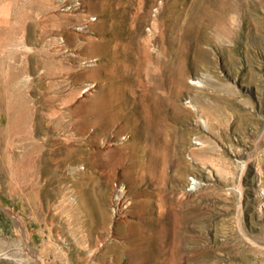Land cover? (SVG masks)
<instances>
[{
	"label": "rangeland",
	"instance_id": "374dc122",
	"mask_svg": "<svg viewBox=\"0 0 264 264\" xmlns=\"http://www.w3.org/2000/svg\"><path fill=\"white\" fill-rule=\"evenodd\" d=\"M199 255L264 264V0H0V264Z\"/></svg>",
	"mask_w": 264,
	"mask_h": 264
},
{
	"label": "bare ground",
	"instance_id": "6f19581e",
	"mask_svg": "<svg viewBox=\"0 0 264 264\" xmlns=\"http://www.w3.org/2000/svg\"><path fill=\"white\" fill-rule=\"evenodd\" d=\"M219 1V0H218ZM232 5V4H231ZM223 17V16H222ZM40 105L47 106L46 103H39ZM39 106V105H38ZM41 107V106H40ZM48 107V106H47ZM50 113H53L52 109H48ZM31 115V114H30ZM35 115V129L36 132L45 133L48 131H51L53 129V126H48L44 121V114H42L39 110H34ZM53 115V114H52ZM38 145V144H37ZM53 156V155H52ZM245 233V232H244ZM245 239V237H244ZM121 245V244H120ZM249 249L244 243H241V241H238L236 238L232 240V243L229 245V255L231 258V261L233 262L236 259H244L246 252ZM203 255V254H202ZM199 255L193 264H207V259L205 256ZM243 264V263H242Z\"/></svg>",
	"mask_w": 264,
	"mask_h": 264
},
{
	"label": "built area",
	"instance_id": "2783aa9c",
	"mask_svg": "<svg viewBox=\"0 0 264 264\" xmlns=\"http://www.w3.org/2000/svg\"><path fill=\"white\" fill-rule=\"evenodd\" d=\"M90 21H94V19L91 18Z\"/></svg>",
	"mask_w": 264,
	"mask_h": 264
}]
</instances>
